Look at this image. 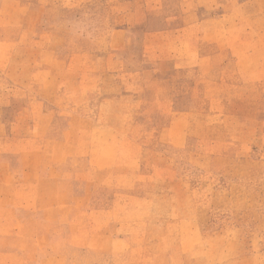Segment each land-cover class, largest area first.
<instances>
[{
	"label": "rangeland",
	"instance_id": "1",
	"mask_svg": "<svg viewBox=\"0 0 264 264\" xmlns=\"http://www.w3.org/2000/svg\"><path fill=\"white\" fill-rule=\"evenodd\" d=\"M244 4L228 43L192 0H0V264H264Z\"/></svg>",
	"mask_w": 264,
	"mask_h": 264
},
{
	"label": "crops",
	"instance_id": "2",
	"mask_svg": "<svg viewBox=\"0 0 264 264\" xmlns=\"http://www.w3.org/2000/svg\"><path fill=\"white\" fill-rule=\"evenodd\" d=\"M194 5L206 10H214V9H221L224 11L222 16L218 20H211V19H202L199 21L198 25L201 28V35L200 37L204 41H210L209 38V31L210 27L218 28V36L219 40L228 43H237L238 41L242 40V37H239L236 33H230L233 30V27L237 25V18L235 12L237 10L242 9L245 6L244 0H192ZM253 3H257L260 1L262 5H264V0H252ZM229 25L227 26V23ZM234 24V26H233ZM230 28L227 35L226 29ZM225 37V38H220ZM264 37V36H263ZM264 40V38H263ZM189 42H193V35L188 40ZM252 41V40H251ZM235 47H231L232 51L235 50ZM239 56V55H238ZM2 164L0 161V169L2 168Z\"/></svg>",
	"mask_w": 264,
	"mask_h": 264
}]
</instances>
